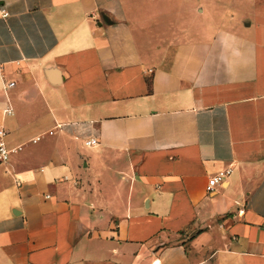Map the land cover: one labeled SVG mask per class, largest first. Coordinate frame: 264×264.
<instances>
[{"label":"crops","instance_id":"crops-1","mask_svg":"<svg viewBox=\"0 0 264 264\" xmlns=\"http://www.w3.org/2000/svg\"><path fill=\"white\" fill-rule=\"evenodd\" d=\"M0 125V264H264V0H0Z\"/></svg>","mask_w":264,"mask_h":264},{"label":"built area","instance_id":"built-area-1","mask_svg":"<svg viewBox=\"0 0 264 264\" xmlns=\"http://www.w3.org/2000/svg\"><path fill=\"white\" fill-rule=\"evenodd\" d=\"M2 15L6 16L7 12L4 10H1ZM11 83H8L10 85ZM3 112L6 114H9L11 112V108L8 106L3 109ZM61 124H57L56 128H61ZM49 134L53 133V130L48 131ZM6 136V130L2 125H0V163L5 161L8 157V154L10 152V149L6 146L4 142V137ZM97 143V139L95 137H89L84 140V145L86 146H93ZM231 174V169H221L214 173L213 175L209 176L205 185V191L206 193H210L214 191L215 187L223 183L226 178Z\"/></svg>","mask_w":264,"mask_h":264},{"label":"water","instance_id":"water-1","mask_svg":"<svg viewBox=\"0 0 264 264\" xmlns=\"http://www.w3.org/2000/svg\"><path fill=\"white\" fill-rule=\"evenodd\" d=\"M46 73H47V75H48V74H50V73H52V72H50V71H47Z\"/></svg>","mask_w":264,"mask_h":264}]
</instances>
